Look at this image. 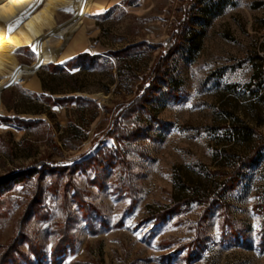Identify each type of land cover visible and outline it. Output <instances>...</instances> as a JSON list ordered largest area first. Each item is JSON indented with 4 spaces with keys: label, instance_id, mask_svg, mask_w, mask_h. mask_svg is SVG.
Here are the masks:
<instances>
[{
    "label": "rangeland",
    "instance_id": "374dc122",
    "mask_svg": "<svg viewBox=\"0 0 264 264\" xmlns=\"http://www.w3.org/2000/svg\"><path fill=\"white\" fill-rule=\"evenodd\" d=\"M100 1L1 79L0 264H264V0Z\"/></svg>",
    "mask_w": 264,
    "mask_h": 264
},
{
    "label": "bare ground",
    "instance_id": "6f19581e",
    "mask_svg": "<svg viewBox=\"0 0 264 264\" xmlns=\"http://www.w3.org/2000/svg\"><path fill=\"white\" fill-rule=\"evenodd\" d=\"M108 6L100 0H0V85L3 77L26 76L15 57L21 47L45 48L57 65L75 57L86 15ZM60 10L72 12L65 24L58 21ZM48 35L61 37L58 46L47 44Z\"/></svg>",
    "mask_w": 264,
    "mask_h": 264
},
{
    "label": "trees",
    "instance_id": "16d2710c",
    "mask_svg": "<svg viewBox=\"0 0 264 264\" xmlns=\"http://www.w3.org/2000/svg\"><path fill=\"white\" fill-rule=\"evenodd\" d=\"M158 72H159V70H157V71H156V73H158ZM53 250H54V249H53ZM55 252H56V251L54 250V252H53V253H55ZM7 255H8V256H9V255H11V258H13V257H14V253H9V254H8V253H6L4 256H7ZM14 258H15V257H14Z\"/></svg>",
    "mask_w": 264,
    "mask_h": 264
},
{
    "label": "snow or ice",
    "instance_id": "6c2138e0",
    "mask_svg": "<svg viewBox=\"0 0 264 264\" xmlns=\"http://www.w3.org/2000/svg\"><path fill=\"white\" fill-rule=\"evenodd\" d=\"M26 15V14H25ZM20 21L17 20L15 23L18 24ZM14 25H9V31L11 32L13 30Z\"/></svg>",
    "mask_w": 264,
    "mask_h": 264
}]
</instances>
